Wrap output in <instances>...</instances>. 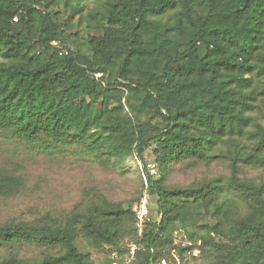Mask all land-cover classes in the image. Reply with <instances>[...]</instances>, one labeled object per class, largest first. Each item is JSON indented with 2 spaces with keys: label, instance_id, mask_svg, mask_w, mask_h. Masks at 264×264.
Returning a JSON list of instances; mask_svg holds the SVG:
<instances>
[{
  "label": "trees",
  "instance_id": "trees-1",
  "mask_svg": "<svg viewBox=\"0 0 264 264\" xmlns=\"http://www.w3.org/2000/svg\"><path fill=\"white\" fill-rule=\"evenodd\" d=\"M60 1L0 0V129L28 142L42 136L71 141L103 165L134 153L143 162L152 131L123 113L125 93L139 97L136 110L150 107L159 117L157 169L229 160V185L252 210L232 219L217 206L212 213L223 218L215 226L186 231L202 241L193 264H264V184L236 179L239 162L264 167V126L248 130L253 113L264 120V0H118L85 48L63 55L64 31L48 13ZM244 137L250 145L239 150ZM221 145H232L235 155L215 154ZM147 185L162 219L143 241L157 242L158 251L139 253L136 264L166 256L173 232L188 225V206L202 204L210 214L219 194L218 186L167 189L148 173ZM23 186V179L0 173V196ZM134 218V210L104 201L85 219L76 213L63 224L49 216L41 224L8 222L0 226V252L34 245L60 250L42 264H95L75 242L95 249L118 245L136 236ZM0 264L28 263L12 253ZM104 264L111 261L106 257Z\"/></svg>",
  "mask_w": 264,
  "mask_h": 264
},
{
  "label": "rangeland",
  "instance_id": "rangeland-1",
  "mask_svg": "<svg viewBox=\"0 0 264 264\" xmlns=\"http://www.w3.org/2000/svg\"><path fill=\"white\" fill-rule=\"evenodd\" d=\"M117 1L61 0L49 9L48 13L64 31L65 47L61 54H66L68 50H83L88 37L103 24L107 7ZM117 66L118 60H115L109 68V81L115 79ZM140 103L139 97L125 93L123 113H133L138 124H148L149 131H152L151 139L143 149V162L134 153L123 163L111 161L103 165L96 155L86 153L81 146L71 141L61 143L42 136L38 141L28 142L18 139L10 130L0 129V173L24 181L19 191L0 196V226L8 222L41 224L47 216L63 224L76 213L85 219L92 209L101 207L104 201L118 205L123 210H133L146 195L150 197L148 206L155 215L159 211L158 197L148 189L147 166L156 162L154 151L157 140L153 139V135L160 124L152 108L136 110ZM253 117L249 132L256 129V124L264 126V120L258 112L253 113ZM247 138L237 140L239 150L250 145ZM221 151H227L230 156L235 155L232 145H221L215 154ZM238 169L236 179L241 182L256 186L264 184V167L247 166L239 162ZM232 175L229 160H215L211 163L188 160L172 162L163 169L158 167L152 178L160 181L167 189L219 187L215 202L209 206L210 214L202 204L188 206L189 222L183 229L189 233L200 231L203 226H215L222 217L212 213L217 206H223L232 219L244 218L252 211L232 191L229 185ZM216 239L230 244V240L225 237ZM75 244L81 253L91 255L95 264H104L107 246L95 249L81 239ZM12 253L28 264H42L46 256L58 255L60 250L24 245L15 250L0 252V259Z\"/></svg>",
  "mask_w": 264,
  "mask_h": 264
},
{
  "label": "built area",
  "instance_id": "built-area-1",
  "mask_svg": "<svg viewBox=\"0 0 264 264\" xmlns=\"http://www.w3.org/2000/svg\"><path fill=\"white\" fill-rule=\"evenodd\" d=\"M15 17L13 22H17ZM67 54V51H66ZM147 173L154 177L157 173V166L151 163L147 166ZM146 195L142 201L135 206L134 210V228L136 236L124 240L118 245L107 246L106 257L111 264H136L139 253L155 254L158 251L157 242L154 246L143 241L146 230L153 224H159L162 216L158 213L153 215L148 206ZM202 241H193L184 229H177L173 232L172 241L166 247V256L159 259H151L150 264H193L202 254Z\"/></svg>",
  "mask_w": 264,
  "mask_h": 264
}]
</instances>
